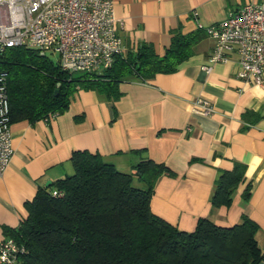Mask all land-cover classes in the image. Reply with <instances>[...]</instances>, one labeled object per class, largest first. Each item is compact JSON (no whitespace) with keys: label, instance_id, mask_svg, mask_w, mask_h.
<instances>
[{"label":"crops","instance_id":"crops-1","mask_svg":"<svg viewBox=\"0 0 264 264\" xmlns=\"http://www.w3.org/2000/svg\"><path fill=\"white\" fill-rule=\"evenodd\" d=\"M259 1L112 0L125 52L145 43L162 56L172 32L180 30L197 36L194 54L173 74L121 83V96L113 103L96 92L79 91L55 119L12 123L13 157L0 179V241L6 238L4 228L15 229L26 217L25 204L40 189L72 174L71 155L88 151L125 173L141 157L164 165L173 175L155 186L150 202L155 216L184 232H192L201 218L232 227L246 216L257 224L256 240L264 251V119L251 126L242 119L247 111L264 114V86L236 77L234 52L227 63L211 64L214 42L197 30V23L215 25L229 12ZM200 98L212 104L210 116L193 112L192 103ZM233 162L246 166L245 183L229 208L213 209L218 171L230 170ZM248 183L251 197L243 203Z\"/></svg>","mask_w":264,"mask_h":264},{"label":"trees","instance_id":"trees-1","mask_svg":"<svg viewBox=\"0 0 264 264\" xmlns=\"http://www.w3.org/2000/svg\"><path fill=\"white\" fill-rule=\"evenodd\" d=\"M196 39L175 30L162 56L142 43L116 57L108 69L75 73L63 71L59 62L53 64L36 50L6 49L0 54V73L6 74L10 123L58 117L79 91L96 92L113 103L121 96V83H146L156 75L175 73L193 56ZM242 119L251 126L264 114L247 111ZM70 163L71 175L40 189L25 204L27 215L18 227L4 228L5 237L23 249L17 264L264 263L256 240L259 228L246 216L232 227L201 218L192 232L155 216L150 209L155 186L161 177L173 175L164 165L141 157L125 173L88 151L74 152ZM245 171L240 162L218 171L210 197L213 209L229 208L237 188L245 183ZM250 197L248 183L243 203Z\"/></svg>","mask_w":264,"mask_h":264},{"label":"built area","instance_id":"built-area-1","mask_svg":"<svg viewBox=\"0 0 264 264\" xmlns=\"http://www.w3.org/2000/svg\"><path fill=\"white\" fill-rule=\"evenodd\" d=\"M115 23L112 0H0V54L24 47L40 56L57 53L61 69L68 73L105 70L125 52ZM197 30L214 42L211 64L227 63L234 52L239 66L236 77L264 86V0L229 12L215 25L197 23ZM204 70L209 73L211 67ZM192 108L202 116L214 110L202 98ZM56 117L49 116L48 121ZM10 126L6 74L0 73V179L13 157ZM22 254L13 239L0 241V264H17Z\"/></svg>","mask_w":264,"mask_h":264},{"label":"rangeland","instance_id":"rangeland-1","mask_svg":"<svg viewBox=\"0 0 264 264\" xmlns=\"http://www.w3.org/2000/svg\"><path fill=\"white\" fill-rule=\"evenodd\" d=\"M46 56L52 61L53 64L58 63V54L54 52H47Z\"/></svg>","mask_w":264,"mask_h":264}]
</instances>
